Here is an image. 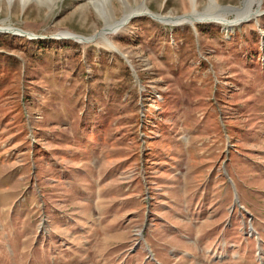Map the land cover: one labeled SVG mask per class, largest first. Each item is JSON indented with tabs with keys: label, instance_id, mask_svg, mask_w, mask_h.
<instances>
[{
	"label": "rangeland",
	"instance_id": "374dc122",
	"mask_svg": "<svg viewBox=\"0 0 264 264\" xmlns=\"http://www.w3.org/2000/svg\"><path fill=\"white\" fill-rule=\"evenodd\" d=\"M53 1L0 0V264H264V12Z\"/></svg>",
	"mask_w": 264,
	"mask_h": 264
},
{
	"label": "bare ground",
	"instance_id": "6f19581e",
	"mask_svg": "<svg viewBox=\"0 0 264 264\" xmlns=\"http://www.w3.org/2000/svg\"><path fill=\"white\" fill-rule=\"evenodd\" d=\"M8 3H12L14 0H7ZM22 4V7H24L27 3H29L30 0H19ZM35 1H38L42 4H45V5H50L52 3H54L53 0H35ZM92 5L93 7L98 11V13H101L102 16L106 19L107 17V22L110 21V23H108V27H113L112 29V33L113 32H116L120 27L124 26L122 25V22L124 21V19H126V17H128L129 15L133 14V13H146L148 10L147 7L143 6L142 8H140L139 10L137 11H134L132 9H130L129 7L126 8V11H125V15L122 17V19L118 20V21H115L112 17V12H111V7H109V3L111 0H88ZM124 1V0H123ZM125 3V2H124ZM253 7H251V10H252ZM213 10V11H212ZM217 10L218 12L217 13H214V11ZM249 11V9H247ZM221 13H229V14H233L234 12L237 14V11L233 8V7H221L217 4V0H208V3H207V6L206 8L201 11V12H196L195 10L190 14V16H188L187 18H184V17H180V18H173V19H170V18H167V19H162V22L167 24L166 22H170L172 23L171 25H178V24H181V23H186V22H189L191 23L192 20L195 22V21H200V20H197V19H210V18H217L215 17V15L217 14H220ZM211 14V15H209ZM210 17H209V16ZM239 16H237L238 18ZM237 18H234V19H237ZM109 19V20H108ZM196 19V20H195ZM232 20L231 22L232 25L235 24L234 21L235 20ZM115 21L114 24L112 25V21ZM165 22H164V21ZM221 22L223 21V26L224 28H226L227 30H230L231 27L229 25V21L227 19H222L220 20ZM6 29V28H4ZM3 30V29H2ZM1 32V31H0ZM16 32H19V33H22V31H18L16 30ZM79 36H75V38H77ZM72 38V37H71ZM79 39V38H78ZM109 43V42H108ZM111 45V44H110ZM112 48H114L112 45H111Z\"/></svg>",
	"mask_w": 264,
	"mask_h": 264
},
{
	"label": "water",
	"instance_id": "95a60500",
	"mask_svg": "<svg viewBox=\"0 0 264 264\" xmlns=\"http://www.w3.org/2000/svg\"><path fill=\"white\" fill-rule=\"evenodd\" d=\"M260 4H261V0H240L238 5H227V6H221V7H224V8L225 7H233L237 11V14H235V17L239 16L237 19H234L235 20L234 23L239 24L241 22L248 21L251 18H256L258 15H260L262 12H264V11L260 10ZM251 7H254V8L251 10ZM247 9H249V11ZM140 14H147L148 16H150L153 19H156L160 22H162V19H167V18L173 19V18H180V17L187 18L188 16H190V13L175 15V16H170V15L165 16V15H162L159 13H154L152 11H147L146 13H133V14L129 15L128 17H126V19H124V21L122 22V25L127 24L129 22V20H131L134 16L140 15ZM197 20L201 21L203 19H197ZM205 20L221 22L219 19L217 20L216 18H210V19H205ZM9 27L10 28H6L7 32L17 34L16 30H20V31H22V34H26L28 36L30 35V34H28V32H25V31L21 30L20 28H16V27H12V26H9ZM32 36H34V35H32ZM75 36H79L81 38L80 39L81 41L82 40L85 42L89 41V38H85L83 36L76 35V34H72V36H69V34L67 33L66 35H64V37H66V38L72 37L73 39L75 38Z\"/></svg>",
	"mask_w": 264,
	"mask_h": 264
}]
</instances>
